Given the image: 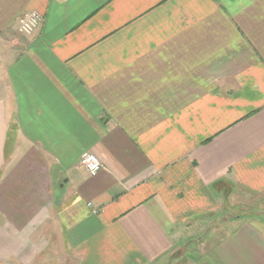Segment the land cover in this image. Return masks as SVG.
Segmentation results:
<instances>
[{"label": "crops", "instance_id": "0c3cea01", "mask_svg": "<svg viewBox=\"0 0 264 264\" xmlns=\"http://www.w3.org/2000/svg\"><path fill=\"white\" fill-rule=\"evenodd\" d=\"M226 193L264 201V0H0V264H264V217L182 252Z\"/></svg>", "mask_w": 264, "mask_h": 264}, {"label": "rangeland", "instance_id": "374dc122", "mask_svg": "<svg viewBox=\"0 0 264 264\" xmlns=\"http://www.w3.org/2000/svg\"><path fill=\"white\" fill-rule=\"evenodd\" d=\"M229 188V187H228ZM226 192H229V189L226 190ZM235 195L229 196L228 193H226V207L228 213L224 214V222L226 228H224L221 232L213 234V230L207 231L206 235L207 237L213 236V238H210V240H204L202 241L203 237L200 238L199 240H196L192 242L190 245H185L184 249H182V252H190L200 254L204 250L207 249L208 243L212 242L215 236L222 235L225 233V230L229 229L228 227L231 226L233 221H236L240 218L243 217H251V216H256V217H264V201L262 202H257L255 199H238L234 197ZM222 225L221 219L218 221V226ZM224 225V224H223ZM222 225V226H223ZM209 239V238H208ZM53 250V249H52ZM53 255L54 254H49V252H43L41 253V260L39 262H36V264H56L55 260H53ZM41 262V263H40Z\"/></svg>", "mask_w": 264, "mask_h": 264}, {"label": "built area", "instance_id": "2783aa9c", "mask_svg": "<svg viewBox=\"0 0 264 264\" xmlns=\"http://www.w3.org/2000/svg\"><path fill=\"white\" fill-rule=\"evenodd\" d=\"M41 17L35 12H28L18 18L17 32L22 36L33 35L41 24ZM81 165L88 176H95L102 169V165L91 154H84L81 159Z\"/></svg>", "mask_w": 264, "mask_h": 264}]
</instances>
